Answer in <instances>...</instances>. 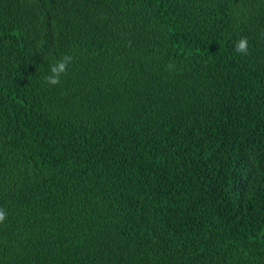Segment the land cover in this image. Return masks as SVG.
<instances>
[{"label":"trees","instance_id":"trees-1","mask_svg":"<svg viewBox=\"0 0 264 264\" xmlns=\"http://www.w3.org/2000/svg\"><path fill=\"white\" fill-rule=\"evenodd\" d=\"M0 208V264H264V0H0Z\"/></svg>","mask_w":264,"mask_h":264},{"label":"clouds","instance_id":"clouds-1","mask_svg":"<svg viewBox=\"0 0 264 264\" xmlns=\"http://www.w3.org/2000/svg\"><path fill=\"white\" fill-rule=\"evenodd\" d=\"M234 51L237 54L248 55V39L241 36L234 43ZM75 56L69 52H65L49 65L47 73L43 77V82L48 87H57L62 84L63 78L69 74L70 66L74 63ZM8 216L7 210L0 208V224H2Z\"/></svg>","mask_w":264,"mask_h":264}]
</instances>
